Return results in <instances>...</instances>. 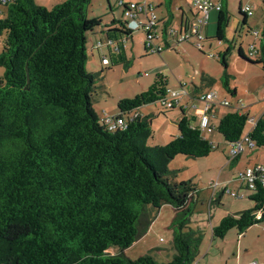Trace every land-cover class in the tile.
<instances>
[{"label":"trees","instance_id":"obj_1","mask_svg":"<svg viewBox=\"0 0 264 264\" xmlns=\"http://www.w3.org/2000/svg\"><path fill=\"white\" fill-rule=\"evenodd\" d=\"M91 2L63 0L49 9L36 0H10L0 11V35L6 33L0 53L5 68L0 79V264H194L203 240L202 230L191 227L200 192L189 182L173 180L170 163L177 155L209 156L215 145L186 114L169 142H149L152 116L137 109L166 96L170 86L162 73L147 90L118 101L117 115L127 117L128 126L108 129L95 108L104 90V69H87V43L106 25V45L113 46L109 64L129 67L126 40L133 29L123 20L104 25L103 17H90ZM174 3L164 0V30L172 22ZM240 12L247 23L249 14L242 7ZM229 21L227 3H222L216 29L220 42L227 40ZM259 45L255 60L242 47L239 53L264 65V32ZM231 49L229 44L221 55L225 68ZM230 80L225 71L222 84L236 96ZM206 90L195 86L193 96ZM250 116L235 107L215 128L233 142L249 129ZM249 136L255 147L264 146V110ZM249 190L254 206L221 218L212 227L214 237L264 222V187L258 183ZM223 194L221 189L212 202ZM164 204L175 209L173 258L158 262L150 254L126 256L124 250L151 225L147 206ZM113 246L117 253L109 252Z\"/></svg>","mask_w":264,"mask_h":264},{"label":"rangeland","instance_id":"obj_2","mask_svg":"<svg viewBox=\"0 0 264 264\" xmlns=\"http://www.w3.org/2000/svg\"><path fill=\"white\" fill-rule=\"evenodd\" d=\"M54 1L42 3L40 0L39 3L45 4L47 8L51 9L58 4ZM118 1L92 0L89 6V16L103 17V21L107 22L109 15L114 14L117 20L126 21ZM126 1H148L156 6L159 16L167 13L163 4L164 0ZM192 1L175 0L172 6L173 19L169 25L170 29L176 31L179 28L181 13V10L178 9L179 5L183 7L189 17L191 16L190 3ZM222 2L227 3L230 11V21L226 30L227 40L220 42L216 37L218 11L213 10L210 14L209 25L202 31L205 37L203 51L192 40L178 41L175 32L161 35L160 39L155 41L157 46L162 47L160 53L147 51L144 47L146 33L142 28H139L133 30L132 38L126 40L127 57L130 60L129 67L123 64H102V58L106 56L110 58L109 48L104 44L98 50L92 49V42L96 44L102 38L106 43L107 38L102 35L101 31L94 35L90 34L87 43V69L89 71L104 69V90L99 93L95 103L97 112L102 116L114 118L119 113L118 101L121 98L134 97L147 90L155 81L157 73L164 74L168 78L169 86L179 92L182 91L181 83H184L191 95L180 94V102L173 108H166L157 101L137 109L142 115L150 114L152 116L154 136L149 141L151 144H166L170 141L169 136L179 134L177 123L183 116L181 107L194 125L200 123L197 108L202 104L199 99L193 96L192 91L195 90V86L217 92L216 108L223 106L222 113L234 110L238 99L242 100L245 105H252L251 115L253 116H257L260 111H263L264 65L244 58L240 55L239 49L242 47L244 54L255 60L256 57L250 55L249 48L254 44L259 45L261 36H263L264 0H222ZM241 3L243 6L249 5L253 11V15L249 16L247 23H244V15L240 12ZM3 8L0 5V10ZM257 33L260 35L257 36ZM229 44L232 45V49L227 56L228 67L225 68L221 62V55ZM5 45L6 33H3L0 35V53ZM209 53H214L215 57H210ZM225 71L231 77L230 85L237 89L236 96L228 92L222 84ZM4 73L5 68L0 66V79L3 78ZM203 75L210 79H202ZM222 100H228L232 106L221 105L220 101ZM222 113L214 114L215 125L219 122ZM216 117L218 118L216 119ZM215 127L210 131H204V134L215 145L209 156L195 158L177 155L170 163V168L176 172L174 176H171L173 180L178 183L189 182L200 192L195 197L197 201L191 222L193 229L200 228L203 232L197 264H245L250 262L264 264V222L251 226L243 233H240L237 228H232L224 238L214 237L212 234V227L221 218L254 206L255 202L249 198L252 191L245 187V183L239 179L238 173L248 166H254V163L264 165V146L255 147L250 154L242 152V158L234 165L232 171L230 167L225 166L226 170L231 173L228 180L229 186L233 192L238 193L239 197L235 198L225 193L220 201L212 202L214 194L216 196L221 194L222 184L220 183L223 178L219 177L220 169L227 164L228 159H232L229 142ZM219 180L221 182L217 184ZM212 182L218 186L211 187ZM147 209L151 225L146 233L124 250V253L133 259L150 254L158 262L170 261L175 254L172 241L173 232L170 227L175 216V209L171 204H164L161 208L148 205ZM118 251L117 246L109 249L111 253Z\"/></svg>","mask_w":264,"mask_h":264},{"label":"built area","instance_id":"obj_3","mask_svg":"<svg viewBox=\"0 0 264 264\" xmlns=\"http://www.w3.org/2000/svg\"><path fill=\"white\" fill-rule=\"evenodd\" d=\"M10 0H0V5L4 7V5ZM118 5L122 7V11L124 16L126 17V21L123 20L127 28L129 29H139L142 28L146 33V39L144 41V47L147 51L151 50L152 52L161 51L162 47L157 46L155 41L159 40L161 35L164 33L167 35L168 33L175 32L177 35L178 41H190L192 40L195 45L200 49L204 50V41L205 37L202 33L203 29L207 27L210 23V14L213 10H220L222 8V3L217 0H193L190 3L191 8V16L184 15L181 24L179 25L178 30L170 29L167 27L164 30V23L161 21V16H159L156 12V6L153 3L148 1L145 2H137V1H126L119 0ZM243 11L247 12L249 15L253 14V11L249 5H246L242 8ZM260 34L257 33V36ZM263 38V36H261ZM102 41H99L95 44L94 48L101 47ZM249 53L251 56L258 57L261 54L260 45H252L249 48ZM210 57H215L214 53H209ZM103 63H109V58H102ZM182 91L179 92L172 87L167 89L166 96L160 100V103L166 108H173L180 102V94L182 95H191V93L185 88V84L181 83ZM195 98L201 101V106L197 108L198 113L200 115V123L199 126L203 131H210L214 126L210 122L211 111L213 107L216 106L215 100L217 99V92L213 90H206L200 94H198ZM264 99V98H263ZM221 105H231L228 100L220 101ZM180 106V105H179ZM238 109L244 110L246 105L242 102V100L238 99L237 104L235 106ZM138 113L134 112L131 114V118L137 116ZM259 115L253 116L251 115L248 123L249 129L244 132V134L233 142H230V154L232 155V159L239 156L245 150L249 149L251 151L255 148V142L249 136V132L252 127L256 124ZM103 121L106 123V126L110 130L116 129H124L128 126V118L120 117L116 115L114 118L102 116ZM239 179L245 183V187L247 189H256L257 184L259 183L262 187H264V165L256 164L254 166H248L245 170H240L238 173ZM218 182L217 184H219ZM212 182L211 187H217L218 185ZM222 188L224 189L226 194H230L231 196L238 198V193H235L231 190L229 186V181L222 182ZM245 197V196H244ZM240 197V198H244ZM216 199V195L212 196V200ZM194 264H197L194 263Z\"/></svg>","mask_w":264,"mask_h":264},{"label":"crops","instance_id":"obj_4","mask_svg":"<svg viewBox=\"0 0 264 264\" xmlns=\"http://www.w3.org/2000/svg\"><path fill=\"white\" fill-rule=\"evenodd\" d=\"M50 1H54V0H41V2L43 3V2H50ZM63 0H55L54 1V3L56 2V3H59V2H62ZM217 1H220L221 3H223L222 2V0H217ZM36 2L37 3H39L40 2V0H36ZM139 2V1H138ZM53 3V4H54ZM39 4H41V3H39ZM44 6H47V5H45V4H43ZM228 6V5H227ZM246 6V5H245ZM245 6H243L242 5V3H241V5H240V7H245ZM178 9L179 10H181V13H180V22H179V25L181 24V20H182V18H183V16L184 15H187V14H185L186 13V11L183 9V7L182 6H178ZM252 9V8H251ZM1 11V10H0ZM184 12V13H183ZM166 14V13H165ZM165 14H163L162 16H165ZM253 15V14H252ZM250 16V15H249ZM249 16L247 17V22H248V18H249ZM210 17H211V15H210ZM114 19H116L115 18V16H114V14L112 15V16H110L109 15V19L107 20V22H104V25L105 24H109L112 20H114ZM117 20V19H116ZM111 24V23H110ZM106 26V25H105ZM105 26H102L101 28H98L95 32H93L91 35H94L95 33H99L98 31H101V33H102V35L104 36V37H106L107 38V33H106V31H105ZM100 29V30H99ZM100 35V34H99ZM101 38V37H100ZM100 41H102V44L104 45V44H106L105 43V41H104V39H100ZM92 49H99V48H94V46H95V42L93 43L92 42ZM103 45H102V47H103ZM108 48H109V52L111 51V50H113V46L112 45H106ZM106 57H108V56H106ZM209 90V89H208ZM238 94V93H237ZM182 106V104L180 105V107ZM231 106H232V104H231ZM222 107L223 106H220V107H218V108H216V106L212 109V111H211V117H210V121H211V124L213 125V126H216L215 124H214V119H215V115L214 114H217V115H219V114H221L222 113ZM182 108V107H181ZM180 108V109H181ZM244 110H246V111H250V113L252 112V105L251 104H249V105H246V108L244 109ZM181 112H182V115L183 114H186L185 112H183V110L181 109ZM261 112L262 111H260L259 112V114H257V115H260L261 114ZM226 113V111L225 112H223L222 113V115L220 116V118L224 115ZM218 117H216V119H217ZM220 120V119H219ZM193 124V123H192ZM218 124V123H217ZM194 125V124H193ZM199 125V124H198ZM198 125H196V126H198ZM207 136V135H206ZM173 136H169L168 138L169 139H171ZM207 138L208 139H210L208 136H207ZM218 144H219V142H218ZM245 153L247 152V153H251L252 151L251 150H249V149H247V150H245L244 151ZM243 152V153H244ZM243 153L242 154H240L238 157H236L235 159H228L227 160V164H225L224 166H222L221 167V169H220V175H219V177L220 178H223V181L222 182H227L229 179H230V172L228 171V170H226V168H225V166H227V167H230L231 168V171H232V168L233 167H235L234 165L242 158V155H243ZM257 164V163H256ZM255 163H254V165H256ZM252 166V165H251ZM222 176H224V177H222ZM229 176V177H228ZM226 178V179H225ZM220 180H222V179H220ZM219 180V182H221ZM244 186V185H243ZM264 227V226H263ZM115 253V252H114ZM245 264H258L257 262H253V263H245Z\"/></svg>","mask_w":264,"mask_h":264}]
</instances>
